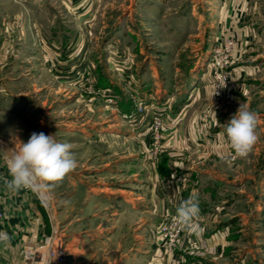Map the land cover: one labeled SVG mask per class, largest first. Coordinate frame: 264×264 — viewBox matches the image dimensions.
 Segmentation results:
<instances>
[{
    "label": "rangeland",
    "instance_id": "rangeland-1",
    "mask_svg": "<svg viewBox=\"0 0 264 264\" xmlns=\"http://www.w3.org/2000/svg\"><path fill=\"white\" fill-rule=\"evenodd\" d=\"M15 2L17 14H26L16 15L15 95L0 99V141L14 147L43 132L72 145L78 167L58 187L26 189L63 238L69 252L63 264H79L73 249L79 237L99 243L86 247L81 264H108L105 250L113 245L104 240L123 233L117 219L123 203L135 198L145 209L151 194L163 195L156 175L168 180L188 171L191 161L175 159L166 144L186 118L199 141L209 142L207 168L223 179H209L214 197L226 205L236 200L247 221L241 253L247 264H264V240L256 242L249 227L255 209L264 208V0ZM240 105L257 116L259 139L246 158L224 135ZM156 119L165 132L154 154ZM44 239L19 256L0 255V264H38L25 252L39 255Z\"/></svg>",
    "mask_w": 264,
    "mask_h": 264
},
{
    "label": "crops",
    "instance_id": "crops-1",
    "mask_svg": "<svg viewBox=\"0 0 264 264\" xmlns=\"http://www.w3.org/2000/svg\"><path fill=\"white\" fill-rule=\"evenodd\" d=\"M16 9L15 0H0V99L3 100H10L15 95L16 15L26 14L24 11L17 14ZM30 45L31 43L28 46ZM184 110L180 113H184ZM187 121L186 118L184 123L168 132L172 136L166 144L175 150L172 151L175 159L189 160L191 166L187 168V172L173 173L168 180L159 179L156 175L154 180L162 187L163 195L151 194L147 208L136 207L138 201L135 198L123 203L117 218L120 223L118 227L123 229V233L106 236L104 240V243L113 245L105 250L104 256L108 264H247V254L241 253L238 245L244 236L247 221L243 223L242 213L236 211V200L226 205L225 201L214 197L209 179H223L214 176L207 168L210 158L206 149L209 142L199 141L198 131L193 125L187 124ZM195 162L203 166L199 167ZM174 164L181 163L175 160ZM5 180H11V176L0 158V195L4 214L2 227L10 238L8 244L0 243V255L10 257L12 254H20L19 251L25 246L35 245L48 237L54 226L48 219L50 216L46 207L44 220L43 211L30 199L27 190L12 192L6 187ZM190 196L198 199L199 216L193 221L191 230H184V250L183 247L170 250L165 247L159 235L160 227L176 216L177 203ZM257 210L258 208L252 213L249 226L256 242L264 240L261 232L264 230L259 227L264 223V208H260L258 214ZM147 212L151 214L148 215L150 221H147ZM129 229L133 230V234H129ZM146 230L150 231V235H147ZM78 239L73 249L78 251L81 264V255L85 254L86 247L98 246L99 243H86L81 237ZM192 241L200 245L195 254H190L186 249L187 244ZM93 257L94 252L90 253L89 258L92 260Z\"/></svg>",
    "mask_w": 264,
    "mask_h": 264
},
{
    "label": "clouds",
    "instance_id": "clouds-1",
    "mask_svg": "<svg viewBox=\"0 0 264 264\" xmlns=\"http://www.w3.org/2000/svg\"><path fill=\"white\" fill-rule=\"evenodd\" d=\"M224 87L225 81L216 86L213 95L219 94L217 88ZM224 135L235 155L246 158L259 139L256 113L240 105L225 124ZM71 149L70 143L58 142L54 135H46L43 132L31 133L27 142L15 143L14 147L0 141V158L11 176V180H5L6 187L12 192L33 188L53 191L78 167V161ZM199 213L197 198L190 196L176 205L177 223L186 230H191L192 223ZM9 242L8 235L0 232V243Z\"/></svg>",
    "mask_w": 264,
    "mask_h": 264
},
{
    "label": "built area",
    "instance_id": "built-area-1",
    "mask_svg": "<svg viewBox=\"0 0 264 264\" xmlns=\"http://www.w3.org/2000/svg\"><path fill=\"white\" fill-rule=\"evenodd\" d=\"M128 85H131V79L128 81ZM110 90H106L109 92ZM110 96V95H109ZM114 97V96H113ZM112 98V97H111ZM108 102H113L112 99H108ZM145 111V106L142 102L138 101L137 104V113L143 114ZM137 115V114H136ZM124 119L130 120L133 115H122ZM154 131H153V148L154 154L160 151L161 149V140L163 136V125L158 119L154 121ZM1 195H0V232H4L2 227V221L4 219V214L1 209ZM184 227L179 225L176 220V216H173L166 222L165 226L162 228V239L169 249H172L176 246L181 245L182 243V234ZM187 249L190 254H195L199 249V243L192 241L188 243ZM39 255L28 248L25 252V258L31 261H35L38 264H63L67 255V249L63 242L62 236L57 231H52V233L44 239L43 244L39 247Z\"/></svg>",
    "mask_w": 264,
    "mask_h": 264
},
{
    "label": "trees",
    "instance_id": "trees-1",
    "mask_svg": "<svg viewBox=\"0 0 264 264\" xmlns=\"http://www.w3.org/2000/svg\"><path fill=\"white\" fill-rule=\"evenodd\" d=\"M103 87H107V86H103ZM126 102H127V101H126ZM126 102H125L124 104H123V102H121V103H120V106H121V107L124 106V108H123L122 110H124V111L127 113V112H129V111L127 110V103H126Z\"/></svg>",
    "mask_w": 264,
    "mask_h": 264
}]
</instances>
